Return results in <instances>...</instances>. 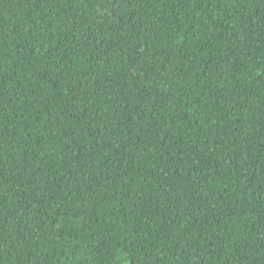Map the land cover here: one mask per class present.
<instances>
[{"label": "trees", "instance_id": "16d2710c", "mask_svg": "<svg viewBox=\"0 0 264 264\" xmlns=\"http://www.w3.org/2000/svg\"><path fill=\"white\" fill-rule=\"evenodd\" d=\"M0 264H264V0H0Z\"/></svg>", "mask_w": 264, "mask_h": 264}]
</instances>
